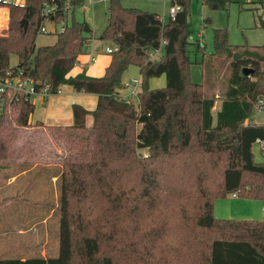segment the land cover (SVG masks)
I'll list each match as a JSON object with an SVG mask.
<instances>
[{
    "label": "trees",
    "instance_id": "obj_1",
    "mask_svg": "<svg viewBox=\"0 0 264 264\" xmlns=\"http://www.w3.org/2000/svg\"><path fill=\"white\" fill-rule=\"evenodd\" d=\"M82 1L8 5L9 32L0 35V76L31 77L37 90L48 83L49 93L68 84L97 94L98 102L92 110L74 103L73 123L53 128L67 151L59 176L58 251L2 255L0 264H264V217L219 218L214 213L215 199L228 193L264 200V161L256 160L253 150L258 139L264 143V124L249 121L264 101V43L232 44L226 27L215 29L213 54L229 58L232 73L214 115L216 99L190 76L195 62L190 0H178L181 9L167 21L157 12L107 0V24L98 38L115 48L101 76L85 69L69 74L93 38L86 22L74 18ZM202 1L214 9L232 2ZM45 4L56 6L54 22L67 21L71 14L72 20L53 43L37 44ZM258 24L264 29L263 18ZM162 41L163 54L149 59L147 48ZM132 65L140 68L137 101L120 94ZM245 67L251 72L244 73ZM162 75L165 85L152 88L150 79ZM0 95L1 162L10 155L17 129L31 124L36 106L28 94ZM139 149H147L146 155Z\"/></svg>",
    "mask_w": 264,
    "mask_h": 264
},
{
    "label": "rangeland",
    "instance_id": "obj_2",
    "mask_svg": "<svg viewBox=\"0 0 264 264\" xmlns=\"http://www.w3.org/2000/svg\"><path fill=\"white\" fill-rule=\"evenodd\" d=\"M121 1L127 6L134 5L135 2H138V0ZM139 1L144 2V6H147L149 9L159 12L162 19L168 20L171 17L169 13L172 5L171 0ZM176 2L179 3L178 0ZM240 2H243L242 6L240 5ZM107 7L108 1L106 0L98 1L93 5L91 3H85V5L77 6L75 8L74 18L80 21H85V24H88L93 28V34L99 36L107 24ZM7 8H9L8 5L0 4V35H2L1 29L7 27V18L4 13V9ZM260 18L264 19V0H232L227 8L222 9L211 8L202 0H190L189 20L191 22L193 38V42L191 44V58L195 60L190 67V76L193 81L203 83L206 96L214 97L216 99L215 106L213 107L214 115L216 114V110L219 105L217 99L221 100L224 98L232 73L230 59L226 56L213 54L215 29L226 27L228 29L229 41L232 44H243L245 42L261 44L264 43V29L256 26V21ZM71 20L72 14L68 17L66 22L68 23ZM46 26L52 31L40 32L38 34L37 39L41 44H49L50 42H53L56 39V33L59 29V24L56 25L51 19L46 20ZM196 39H198V42L201 44V49L199 50H196ZM97 40V42H99V44H101L104 48L108 45L106 41L100 38ZM94 44L95 39L92 40L89 46L92 47ZM10 61L12 65L16 64L17 56L12 54ZM94 65L95 64H91V72L97 71ZM76 66H79V64L77 63ZM133 78H139L141 82L140 68L137 65H132L123 75L124 82H130ZM165 81V76L162 75L160 77H152L149 83L152 88H156L165 85ZM130 90L131 88H123L122 92L127 94ZM63 95H65V92H57L51 93L48 97ZM134 98L135 101L138 100L136 95ZM40 99V96L36 97L35 102L37 104V112L41 113L42 101ZM44 102L46 103V100ZM96 102L97 100H95L91 106H88L90 108H95L97 104ZM2 104L3 102L0 100V111ZM252 116L260 122V124H264V107L256 106L253 110ZM61 123L66 122L64 121ZM58 124L65 125L60 123ZM28 126L38 127L42 125L33 123ZM53 128L54 126L52 125H49L47 128V132L49 136H51L50 138L52 140V151L48 153L44 151V148H42L44 150L38 148V142H36L37 140L35 137L40 136V134L31 136L30 141L27 138V136L30 135L27 134L25 126L19 127L10 142V155L7 159L0 162V166H13L16 169L22 166L25 162L32 164L37 163L38 165H59L57 163L61 162L63 159L60 160L58 158L59 154H57V151H63V158L67 151L65 149V141L53 133ZM32 144L37 145V147H33ZM253 150L256 160L264 161L261 143L255 142ZM139 151L140 153H143L144 156L147 153V149H139ZM13 167H10V172ZM48 170L51 171L49 168L44 169L39 167L35 169L34 174L37 175V173H39L38 171ZM4 173H7V171ZM24 175L25 173L19 177L18 185L20 186L21 183L22 188H24L23 182L25 181L24 186L28 185V188L31 186L29 192L23 190L21 194L24 195L26 193L25 197L28 199H23L25 203H23V205L25 206V211L30 212L33 219L31 222L27 219H25L24 222L21 221L20 226L27 227L28 224L32 223H35V226L29 231H9L6 236H4L5 234L3 231H0V255L15 254L12 250V245L16 244H22L24 247L27 246L28 248L32 247L31 249H28L30 252H27L30 254H54L56 252V242L58 243L59 240L60 225L57 205L60 200L61 181L59 179L57 181H53L50 172L45 175L48 178L45 182L36 180L35 177H33V180L28 181ZM14 190L12 189V191ZM5 193V191L0 192V197ZM232 194L233 193H228L225 197L215 199L214 213L216 217L236 219H261L264 217L263 201L260 199L247 198L238 193V196L234 197ZM39 198L43 199L42 201L37 202L36 200ZM26 208H28V210H26ZM43 218H46L44 222Z\"/></svg>",
    "mask_w": 264,
    "mask_h": 264
},
{
    "label": "crops",
    "instance_id": "obj_3",
    "mask_svg": "<svg viewBox=\"0 0 264 264\" xmlns=\"http://www.w3.org/2000/svg\"><path fill=\"white\" fill-rule=\"evenodd\" d=\"M85 3H91L93 5L96 2H90L89 0H83L82 3H80L78 6L85 5ZM144 5H145L144 2L138 0V2H135L134 5H129V6H138L140 8L146 9V10L157 12L155 10L149 9L147 6H144ZM4 10H5L4 11L5 17L7 18V27L1 29V32H2L1 34L7 35L9 32V12H10V10H9V8L4 9ZM157 13L161 17V14L159 12H157ZM163 20L167 21L165 19H163ZM258 21L259 20L256 21V26H259ZM55 24L57 25L59 23L55 22ZM88 27L90 28L89 32H92V37H93L90 40L89 44L92 42L93 39H95V44L96 43L97 44L92 45V47L89 46V44L87 45L86 52L82 53L78 56L77 63L79 64V66H76V65L74 66V68L75 67L76 68L75 69L73 68L70 71L69 74H71V75H75L78 72H81L82 70L85 69L87 74H89V75L101 76L104 74L106 67L110 63L111 54H110V52L107 51V47H112L113 45L110 42L106 41L108 43V45L104 48L101 44H99V42H97L98 36L93 34V28L90 27L89 25H88ZM59 28H60V24H59ZM49 31H52V30H49ZM56 32H57V30H56ZM53 42H50V43H53ZM37 44H41V43H39L38 39H37ZM42 44H48V43H42ZM250 44L261 45L263 43H261V44L250 43ZM92 55L95 57V59H91ZM91 64H95L94 66L97 69L96 72H91ZM139 87H140V85L136 86L137 92L141 88V87L140 88ZM126 88H131V87H124V89H126ZM60 92H65V95L53 96V97L47 96L48 99L47 98L45 99V97L40 96L41 97L40 100L42 101L41 113L37 112V109L35 107V111L31 116L30 122H31V124H33V123H37V121H41L43 123L42 126H38V127L25 126V128L27 129L26 130L27 134L30 135V136H27V138L31 141V139H30L31 136H35L36 134H40V136L35 137V139L37 140L36 142H38V148H41V149L44 148L45 150L44 149H42V150H44L45 152H48V153H50L52 151L51 150L52 140L50 138L51 136H49V134L47 132L48 131L47 128L49 127V125L56 126V124H58V123L65 124V125L66 124H72L73 123L72 105L74 103L81 104L84 107H86L87 109L92 110L94 108H90L89 106H91V104H93L95 102V100H97V102H98V95L97 94L84 92V91H78V90L74 89L71 85H68V84H63L61 86L60 90L58 91V93H60ZM120 94L123 96L126 95V93L122 92V89L120 90ZM222 99L221 100L217 99L219 102V105H220ZM45 100H46V103L44 102ZM35 106H37L36 102H35ZM92 120H93L92 115H88L87 123L91 124ZM64 121L66 123H61ZM249 121L252 123L260 124V122H258L253 116L249 119ZM43 136H44V138H43ZM32 138H34V137H32ZM32 141H35V140H32ZM32 146L37 147V145H35V144H32ZM57 154H59L58 158L60 160L64 159L62 150H58ZM64 157H65V155H64ZM62 163H63V160L61 162L57 163L59 165H38L37 163L32 164V163L25 162L22 164V166H20L19 168H16V169L13 166H6L5 165L6 168H5V166H0V192H4V191L6 192L4 195H2L0 197V231H3V233L5 234L4 236H6L9 231H18V232L29 231V230H32V228L35 226V223L28 224L27 227L20 226L21 221L24 222V220L27 219L28 221L31 222L33 218L31 217L30 212L25 211V206L23 205V203H24L23 199H28L25 197L26 193L24 195L21 194V192L23 190L29 192L31 189V186H30V188H28V185H26L27 187L24 186L25 181L23 182L24 188H22L21 183L19 186L18 185L19 177L25 173L24 177H26L28 179V181L33 180L34 179L33 177H35L36 180H41V181L45 182L48 179L45 175L50 172L52 180L57 181L59 179L61 172H62V166H63ZM53 166H55V167H53ZM10 167H13L11 172H10V169H11ZM39 167H42L44 169L49 168L51 171H49V170L48 171H38L39 173H37V175H35L34 171H35V169H37ZM4 170L7 171V173H4L5 172ZM14 188H15V190H14ZM12 189L14 191H12ZM39 192H40V190H39ZM232 196L236 197L238 195L232 194ZM42 199L43 198H39L36 201L40 202V201H42ZM261 201L264 202V200H261ZM26 210H28V208H26ZM1 216H3V217H1ZM45 219L46 218H43V222ZM12 248H13L12 250L15 253L13 255H19L22 257L36 255V254H32V253L31 254L27 253V252H30V251H28V249H31L32 247L31 248H28L27 246L24 247L22 244L12 245ZM57 251H58V243L56 242V252ZM2 255L4 256V255H9V254H2ZM2 255H0V256H2Z\"/></svg>",
    "mask_w": 264,
    "mask_h": 264
},
{
    "label": "built area",
    "instance_id": "obj_4",
    "mask_svg": "<svg viewBox=\"0 0 264 264\" xmlns=\"http://www.w3.org/2000/svg\"><path fill=\"white\" fill-rule=\"evenodd\" d=\"M90 2H97V1H103V0H89ZM107 1V0H106ZM172 5L170 7V15L171 17H174L177 12L181 9V5L177 3V0H171ZM24 0H0V4H6L9 5L11 3L14 4H23ZM56 10V6L45 4V6L42 9V13L45 16V21L43 22L42 26L40 27V32H49L48 27L46 26V20L54 19V12ZM51 15V16H50ZM54 21V20H53ZM59 31H62L66 27V21H61L60 23ZM165 44V41H162V44L157 48H147V55L149 59H157L163 54V46ZM115 47H107V51L111 52ZM91 59H95V57L92 55ZM126 87H131L132 89L128 94L123 96L125 99H131L134 98V96L138 93L136 91V86L140 85L139 78H133L130 80V82H125ZM49 84L46 83L43 86L40 87L39 90H37L36 82L31 77H22L18 74H9L7 77H1L0 76V94L6 92V91H12L17 92L19 94H28L31 96L32 100L35 101L36 97L43 96L47 97L51 93H49ZM60 90V89H59ZM0 100L3 101V96L0 95ZM264 107V101L261 99L259 103V107ZM257 142L263 144L260 139L257 140ZM237 193L234 192L233 195H236ZM264 212V207H263Z\"/></svg>",
    "mask_w": 264,
    "mask_h": 264
},
{
    "label": "water",
    "instance_id": "obj_5",
    "mask_svg": "<svg viewBox=\"0 0 264 264\" xmlns=\"http://www.w3.org/2000/svg\"><path fill=\"white\" fill-rule=\"evenodd\" d=\"M22 23L24 24L25 27H27V21L26 20H23ZM84 27H85V30L86 31H89L90 30V28L88 27L87 24H85ZM243 72L246 73V74H248V73L251 72V69L248 68V67H245V68H243Z\"/></svg>",
    "mask_w": 264,
    "mask_h": 264
}]
</instances>
